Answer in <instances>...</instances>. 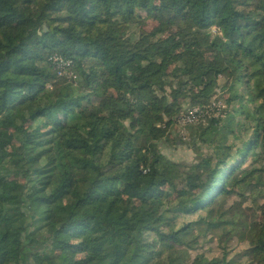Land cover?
Returning <instances> with one entry per match:
<instances>
[{"label":"trees","instance_id":"1","mask_svg":"<svg viewBox=\"0 0 264 264\" xmlns=\"http://www.w3.org/2000/svg\"><path fill=\"white\" fill-rule=\"evenodd\" d=\"M218 87L225 109L187 128L202 159L165 158ZM247 93L256 120L228 143ZM255 177L264 192V0H0V264H185L195 230H239L218 210ZM252 227L240 257L264 264V212Z\"/></svg>","mask_w":264,"mask_h":264},{"label":"rangeland","instance_id":"2","mask_svg":"<svg viewBox=\"0 0 264 264\" xmlns=\"http://www.w3.org/2000/svg\"><path fill=\"white\" fill-rule=\"evenodd\" d=\"M56 6V10H60L59 6ZM63 13V11H60L54 14V16H63ZM142 16L143 19L140 25L137 26V31L140 28L145 33H149L158 25V21L146 19L144 14H142ZM67 80H69V82H73L74 85L77 84V81L74 79V77L70 78L68 76ZM219 84L222 86L223 82L219 81ZM249 86H252V83ZM243 88H246L245 84ZM48 89L51 90L50 88ZM111 93L114 95V92ZM233 95L234 94H232L230 91L228 92L227 87L226 89H221V87H218L214 91L212 102H221L227 106L225 100L233 98ZM250 100L251 97L247 93L245 94L243 101L235 102V109H237L238 113L243 112L244 115L240 117L239 126L236 124H232L230 126V141L228 143H231L232 139L239 137L242 134V131L250 129V127H252L253 120H256V117L253 114L256 106L252 105ZM192 130L186 129V140L182 142L180 141L181 139L178 135L177 129L174 128L173 130H170L167 142L162 141L158 144L160 153L165 156V158L177 163L190 165L200 161L203 154L205 153V150L202 149L199 151V149L189 145L191 134L194 132V130ZM14 147H16V144L12 143L10 146H8L7 150L9 151ZM251 160L252 158H249L245 162L244 166L249 165ZM11 182H18V180L11 179ZM253 182H255V188L250 189L249 191L244 192L243 190L237 189L238 192L242 194V196L238 195L229 197L227 200H225L226 197H223L224 201L218 210V214L222 215L224 220L227 222H236L239 230H236L235 233H233L230 237L226 236V233L224 232L221 233L220 230L211 231L209 229H207V231L202 229L205 231V234L203 235L202 233L201 236H199L195 230L193 236L191 237L192 242H195V245L192 249L188 250L186 248L180 247L174 248L176 252L180 253V255L184 258L186 262L185 264H191L197 255H203L209 260L218 259L222 256H225L227 260H233L236 264H254L253 262L244 260L240 257L243 250L249 246L247 241L253 233V230L256 231L255 228L253 229L252 224L255 222H261L264 212V199L262 198L264 196V192L262 191L261 187L257 185L259 180L257 181L256 177ZM197 193L198 192L195 190H190L188 194L194 195ZM173 198H175V193L172 195V199ZM198 215H203L206 218V221H209L210 218H212L206 217L205 213L203 212H198ZM193 219L194 218H192V220ZM190 221L191 218L188 216L183 218V220H176L174 224H171L169 230L178 228L179 225L187 224ZM191 238H188V240Z\"/></svg>","mask_w":264,"mask_h":264},{"label":"built area","instance_id":"3","mask_svg":"<svg viewBox=\"0 0 264 264\" xmlns=\"http://www.w3.org/2000/svg\"><path fill=\"white\" fill-rule=\"evenodd\" d=\"M56 63L57 75H69L70 78L74 77L71 73L69 74L65 71L64 67L69 66V62L63 61L59 58L53 57L51 59ZM225 105L221 102H212L211 104L204 106L202 108L195 107L191 109H186L184 112L180 113L175 119V128L177 129L180 139L186 140V129L189 126H195L199 124H205L206 120L211 116H215L219 111L224 110Z\"/></svg>","mask_w":264,"mask_h":264}]
</instances>
